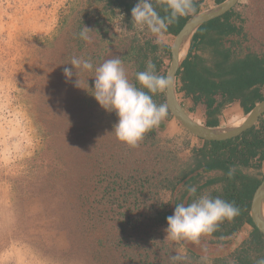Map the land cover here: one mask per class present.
I'll return each mask as SVG.
<instances>
[{
  "label": "rangeland",
  "instance_id": "1",
  "mask_svg": "<svg viewBox=\"0 0 264 264\" xmlns=\"http://www.w3.org/2000/svg\"><path fill=\"white\" fill-rule=\"evenodd\" d=\"M114 10L95 0H0V264H171L177 252L183 264H239L253 227L193 244L167 238L168 225L155 221L173 215L185 181L171 187L203 142L168 116L138 148L118 141L94 72L68 64L121 59L134 35L156 40L132 12ZM235 10L249 18L246 45L264 50V0H239ZM175 39L165 34L164 44ZM123 64L137 83L136 63ZM226 114L227 127L242 120Z\"/></svg>",
  "mask_w": 264,
  "mask_h": 264
},
{
  "label": "trees",
  "instance_id": "2",
  "mask_svg": "<svg viewBox=\"0 0 264 264\" xmlns=\"http://www.w3.org/2000/svg\"><path fill=\"white\" fill-rule=\"evenodd\" d=\"M95 1H106L113 6V14L114 9H119L125 15L139 3V0ZM224 1L215 0L217 5ZM204 2L193 0L195 11L169 24L165 34L177 36L187 21L202 11ZM152 4L160 17L168 16L166 3L152 0ZM127 20H130V16ZM248 20L234 8L202 25L195 33L192 48L177 74V80L181 83L179 92L196 104L206 105L212 119L214 115L213 123L210 119L206 126L214 127V122L216 124L230 104L240 103L248 114L258 102L264 100V50L253 51L246 45L249 35L245 24ZM209 50L213 55L208 53ZM149 59L155 64L157 74L166 76L168 62L172 59L171 48L166 44H157L153 38L132 36L121 56L122 62L134 61L139 72L145 70ZM153 99L157 104H166L165 92L155 94ZM155 129L148 132L152 138L155 137ZM195 155L197 157L193 164L182 172L177 184L171 187L172 191H176L177 185L185 181L175 196V203L191 202L193 197L187 192L190 186L197 187V195L208 193L212 197L219 196L234 202L240 214L231 221L219 223L216 231L208 236L212 237V241L224 243L226 238L237 235L246 224L250 225L253 232L250 241L242 245L240 253L243 256H240L239 264H255L257 259L264 257V235L254 226L250 216L253 196L264 181V118L235 139L204 141V146L196 149ZM230 168L235 169L231 178L228 175ZM168 216H171L170 212L160 213L155 221L168 225Z\"/></svg>",
  "mask_w": 264,
  "mask_h": 264
},
{
  "label": "clouds",
  "instance_id": "3",
  "mask_svg": "<svg viewBox=\"0 0 264 264\" xmlns=\"http://www.w3.org/2000/svg\"><path fill=\"white\" fill-rule=\"evenodd\" d=\"M166 9L169 14L164 18L160 17L156 12L152 0H139V3L132 9L133 21L142 27H146L156 37V43L159 45L165 43V33L169 24L195 11L193 0H166ZM89 31L85 27L80 33V38L88 40L87 33ZM68 64L72 65L76 71L79 69L94 72V96L106 110L115 112L117 115L118 121L113 126V134L118 141L127 146L134 149L138 148L144 140L145 135L168 116L167 104H157L153 96L169 90L173 85V81L170 76L157 74L156 66L151 59L148 60L145 70L135 74L137 83L129 80L126 68L118 57L107 59L96 66L90 58L84 59L73 56ZM64 74L70 79L73 75V68L65 67ZM77 84L79 86V80ZM137 84H139V87ZM180 86V81L176 80L177 96L181 93L179 92ZM181 94L182 96L179 95L180 97L178 98L185 109L182 101L185 98L183 97V93ZM261 102H258L256 105ZM234 105H238V109L232 110ZM225 109L223 110L225 112L222 114L223 119L227 118V109L230 110L228 112V114L230 113L229 115L231 113L235 114L231 116L232 119H246L248 114L253 110L248 114L246 112L245 114L241 113L244 109L240 103L230 104ZM188 115L197 122L189 113ZM168 117L174 119L171 114ZM262 118L264 116L260 120ZM260 120L254 126H257ZM234 172V168L229 169L228 175L230 178L234 175ZM187 192L190 197H193L191 202L181 201L174 203V213L167 217V238H171L174 241L185 240L193 244H199L202 237L211 235L216 231L219 223L224 220L231 221L240 214V209L234 202H229L219 196L212 197L208 193L197 195L196 186L188 187ZM186 259L179 252L170 257L171 264H183ZM203 260L206 262L208 257L204 256ZM255 264H264V257L257 259Z\"/></svg>",
  "mask_w": 264,
  "mask_h": 264
},
{
  "label": "water",
  "instance_id": "4",
  "mask_svg": "<svg viewBox=\"0 0 264 264\" xmlns=\"http://www.w3.org/2000/svg\"><path fill=\"white\" fill-rule=\"evenodd\" d=\"M166 3V0H156ZM239 0H226L216 7L200 12L190 18L180 33L176 36L175 42L171 48L172 61L168 69L167 75L170 76L173 85L165 91V102L168 106V111L174 119L185 130L193 136L209 142H223L235 139L251 129L262 116H264V100L256 105V107L248 114L243 124L238 127H223L211 128L195 122L185 111L181 104L176 90L177 74L182 66L183 60L180 59L181 49L186 43H191L197 30L204 24L220 18L235 8ZM250 216L254 226L264 235V181L256 190L251 204Z\"/></svg>",
  "mask_w": 264,
  "mask_h": 264
},
{
  "label": "crops",
  "instance_id": "5",
  "mask_svg": "<svg viewBox=\"0 0 264 264\" xmlns=\"http://www.w3.org/2000/svg\"><path fill=\"white\" fill-rule=\"evenodd\" d=\"M217 4L215 2V0H213V5L210 7V8H213V7H216ZM209 8V9H210ZM207 9V10H209ZM172 36V35H171ZM174 37V36H173ZM170 45V44H168ZM171 46V45H170ZM191 48V47H190ZM190 51V50H189ZM264 93V92H263ZM182 96V95H181ZM183 97L185 98L184 100L182 99L183 103H184V106H185V110L196 120V121H199L200 123L202 124H205L206 125V122L209 121L211 118V116L209 117V114H208V107H206V105L202 104V103H194L193 100L191 98H187L185 96V94L183 93ZM238 105H234V108H232V110H236L238 109L237 108ZM226 111V109H225ZM224 111V112H225ZM227 111L229 112L230 110L227 109ZM222 112V114L224 113ZM243 114H245V111L242 110ZM220 115L216 121V124H213L215 125L214 127L212 126H207V127H211V128H223V127H226L225 126V121L223 119V115ZM173 120V119H171ZM202 141V140H201ZM203 142V145L200 146V147H203L204 146V141ZM247 227L251 228L250 225H246Z\"/></svg>",
  "mask_w": 264,
  "mask_h": 264
},
{
  "label": "bare ground",
  "instance_id": "6",
  "mask_svg": "<svg viewBox=\"0 0 264 264\" xmlns=\"http://www.w3.org/2000/svg\"><path fill=\"white\" fill-rule=\"evenodd\" d=\"M189 50H190V44L189 43H186V45H184L183 46V48L181 49V55H180V59L181 60H183L186 56H187V54L189 53ZM240 120V119H239ZM239 120H237L236 122H235V124L233 125V127H238V126H240L241 124H243L244 123V121L246 120V119H242L240 122H239ZM198 123H200L199 121H197ZM239 122V123H238Z\"/></svg>",
  "mask_w": 264,
  "mask_h": 264
}]
</instances>
